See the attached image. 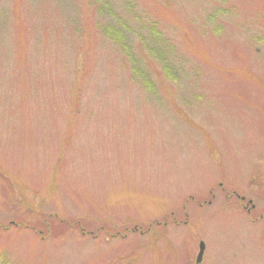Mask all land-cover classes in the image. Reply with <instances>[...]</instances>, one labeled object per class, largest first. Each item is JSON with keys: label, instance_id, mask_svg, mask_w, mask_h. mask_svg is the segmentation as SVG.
Instances as JSON below:
<instances>
[{"label": "rangeland", "instance_id": "1", "mask_svg": "<svg viewBox=\"0 0 264 264\" xmlns=\"http://www.w3.org/2000/svg\"><path fill=\"white\" fill-rule=\"evenodd\" d=\"M199 243L264 264V0H0V260Z\"/></svg>", "mask_w": 264, "mask_h": 264}, {"label": "trees", "instance_id": "2", "mask_svg": "<svg viewBox=\"0 0 264 264\" xmlns=\"http://www.w3.org/2000/svg\"><path fill=\"white\" fill-rule=\"evenodd\" d=\"M104 33L107 34L109 37H112L113 35L118 39L120 36L117 34H115V31L113 29L110 28H104ZM113 36V38H114ZM0 264H6L4 261L0 260Z\"/></svg>", "mask_w": 264, "mask_h": 264}, {"label": "water", "instance_id": "3", "mask_svg": "<svg viewBox=\"0 0 264 264\" xmlns=\"http://www.w3.org/2000/svg\"><path fill=\"white\" fill-rule=\"evenodd\" d=\"M203 252H204V244L203 243H199L198 254H197V257H196V261H195L196 264H198L201 261Z\"/></svg>", "mask_w": 264, "mask_h": 264}]
</instances>
